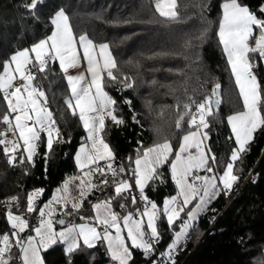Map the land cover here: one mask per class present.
Masks as SVG:
<instances>
[{
	"label": "snow or ice",
	"instance_id": "6c2138e0",
	"mask_svg": "<svg viewBox=\"0 0 264 264\" xmlns=\"http://www.w3.org/2000/svg\"><path fill=\"white\" fill-rule=\"evenodd\" d=\"M44 3L45 0H28L25 5L37 22L40 16L36 13ZM155 8L161 17L176 20L179 16L177 0H156ZM221 9L219 43L223 46L242 103L240 110L227 116L232 133L229 138L234 137L237 147L232 150L222 175L198 174L200 171L214 173L212 165L217 163L206 141L210 139L212 125L209 118L217 115L215 109L222 102L220 83H215L202 100L189 97V103L182 105L183 110L175 121V127L182 129L186 124L188 130L177 144L174 145L167 137L149 146L140 143L135 157L126 158L129 162L126 168L124 163L114 166L115 151L106 140V119L116 126L125 123L123 117L117 115V100L105 90L108 81L119 79L114 74V70H118L117 61L108 43H95L87 34L77 37L69 16L64 8H59L50 17L53 26L50 35L30 47L17 48L0 59V99L5 106L0 114V123L7 126L0 131V150L9 165L28 163L34 166L42 133L46 134V158L53 151L54 144L62 142L60 127L49 106L48 93L38 79L39 74H45L47 79L53 62H59L67 82L68 94L64 96V104L73 116L78 117L87 132L86 140L75 156L80 175L65 179L42 207L37 208V200L45 190L40 188L28 193L27 213L38 211L35 226L29 224L25 215L13 213V204L19 211V197L12 196L3 202L11 232L0 233V264H13L16 260L20 264H45L42 252L57 244L66 245L65 254L71 256L83 248L92 249L97 243H102L113 264H130L133 248L141 249L145 255L153 253L154 242L160 239L157 227L160 208L149 199L145 189L150 181L161 176L159 169L165 165L177 189L175 195L163 201L162 211L169 226L181 218V212H185L193 201L197 202L185 212L187 219L181 221L180 230L175 232L174 240L161 255L171 258L181 239L194 227L198 214L220 191H224L225 195L231 192L239 180L234 174L236 162L250 150L255 134L264 130V87L255 72L259 63H264V0H261L258 11L243 0H223ZM206 32L197 39L202 40ZM82 59L87 61L86 71L90 79L83 72L76 75L69 73V69L81 66ZM128 79L125 76L120 82ZM124 87L131 88L132 84L125 83ZM124 103L131 105L130 100ZM177 107L181 106L178 104ZM133 120L139 123L135 115ZM101 161L104 163L101 164ZM125 175L128 178H124ZM97 177L100 179L97 180ZM101 186L111 187L114 195L92 204L94 217H79L88 221L94 219L99 229L92 223H68L65 219L53 221L54 205L67 209L70 204V210L64 215L72 216L80 211L88 195L101 189ZM133 188L138 190L140 200L145 204L143 211L137 209L140 218H136V213L132 211L121 215L113 208V202L118 199L130 198L133 205L137 204L136 196L125 195ZM74 190L79 194L78 200L72 194ZM119 207L126 209L127 205L119 203ZM55 224L67 226L57 231ZM29 229L35 235H20ZM125 230L126 237L123 234ZM14 248L19 250V256L13 255Z\"/></svg>",
	"mask_w": 264,
	"mask_h": 264
},
{
	"label": "trees",
	"instance_id": "16d2710c",
	"mask_svg": "<svg viewBox=\"0 0 264 264\" xmlns=\"http://www.w3.org/2000/svg\"><path fill=\"white\" fill-rule=\"evenodd\" d=\"M243 2L258 11L261 0ZM27 3L28 0H0V59L50 35L53 27L50 17L59 8H64L69 16L77 37L87 34L95 43L110 45L118 65L114 74L119 79L108 81L105 90L117 100V115L125 121L116 126L106 119V140L116 155L114 166L122 163V157L134 158L140 143L149 146L167 137L177 144L188 130L186 124L182 129L175 127L182 105L189 103V97L204 98L215 83H220L222 102L217 115L209 118L212 125L207 141L217 163L212 165L214 173L200 171L198 174L222 175L236 146L234 137L229 138L232 133L227 116L242 107L238 87L219 43L218 21L223 0H177L179 16L176 20L161 17L155 8L156 0H45L36 13L40 16L37 22L25 7ZM205 30L206 36L197 39ZM255 72L264 87V64L259 63ZM44 75L39 74L38 79L48 93L49 106L60 127L63 144H54L46 158L42 133L34 166L28 163L11 166L0 150V233L11 230L5 219L3 202L11 196L19 197V211L14 204L12 206L13 213L19 214L27 208L29 191L43 188L41 200H44L66 179L64 172L73 171V154L85 141L82 123L64 104L67 82L57 61L51 64L47 79ZM125 76L129 79L121 83ZM125 83H131L132 87H124ZM125 100H130L131 105L125 104ZM4 107L0 99V114ZM134 115L139 123L133 120ZM2 127L0 123V130ZM159 172L161 176L149 182L145 193L160 208L157 220L160 239L156 247L166 250L186 218V209L170 227L161 207L164 199L175 195L177 189L167 165ZM249 172L253 177L244 181L210 228H207V218L212 207H221V194L194 221V227L189 229L191 239L185 249L176 253L178 264H264V130L255 134L250 150L235 164L234 174L239 180ZM108 178L111 180L110 174ZM113 195L111 187L101 186L88 195L78 213L63 216L71 223L88 221L79 217H94L92 204ZM121 201L113 202L114 211L121 215L132 211L133 206L121 209ZM13 255H17V248ZM42 256L45 264H69V261L71 264H105L109 258L102 243L92 249L83 248L71 256L65 254L62 244H57L42 252ZM144 259L141 249H132L130 264H141ZM13 264H17V260Z\"/></svg>",
	"mask_w": 264,
	"mask_h": 264
},
{
	"label": "built area",
	"instance_id": "2783aa9c",
	"mask_svg": "<svg viewBox=\"0 0 264 264\" xmlns=\"http://www.w3.org/2000/svg\"><path fill=\"white\" fill-rule=\"evenodd\" d=\"M40 82V81H39ZM41 84V83H40ZM203 97L199 98L197 101L202 100ZM195 109L193 108V111ZM7 126L3 124V127L0 131H3ZM9 135H11V133H9ZM71 134H68V137H70ZM61 141L60 143H58L59 145L63 144V138L61 136ZM128 156L122 157V163H124L125 167L127 168L129 166V162L126 159ZM74 171V170H73ZM73 171H65L64 175L67 177L69 175H71L73 173ZM248 177H253V174L251 172H249L247 174V176L243 179V180H238L232 187V190L229 194L225 195L224 191H220V194L222 196V200H221V207L220 208H215L212 207L211 208V212L208 215V227L210 228L212 226V224L215 222L216 217L220 214V212L222 211V209L230 202V200L234 197V195L237 193V191L240 189L241 185L244 183V181L248 178ZM125 178H128L127 175H125ZM132 182V181H130ZM220 187L222 188V185H220ZM126 196H136L138 203L133 205L131 202V199H127V200H122L121 203H124L128 206H133L132 212L136 213V218H139V213H137V209H139L140 211H143L145 204L142 200H140L139 197V193L138 190H136L135 188H133V191L131 193H125ZM12 197V196H11ZM9 197V198H11ZM8 198V200H9ZM57 209L61 208V205H54ZM18 215H25V217L28 219L29 224L35 226L38 222V213L37 212H33V213H27V211H22L20 212ZM31 230H26V232L22 235H28L30 234ZM192 235L191 232L188 231L187 235L185 237H183V239H181L180 243L177 246V249L173 252L172 257L169 258L165 255H161L162 253H165L166 250H159L157 249L156 245L158 242H154L155 245V251L153 253H150L148 255L145 256V259L141 262V264H178L176 262V253L179 250L185 249L187 242L191 239ZM105 264H113V262L110 260V258H108L107 262Z\"/></svg>",
	"mask_w": 264,
	"mask_h": 264
},
{
	"label": "crops",
	"instance_id": "0c3cea01",
	"mask_svg": "<svg viewBox=\"0 0 264 264\" xmlns=\"http://www.w3.org/2000/svg\"><path fill=\"white\" fill-rule=\"evenodd\" d=\"M77 47H79V46H77ZM80 51H81V53H82V49H80ZM57 64H58V66H59V62L57 61ZM264 64V63H263ZM60 68V67H59ZM86 69H87V61L86 60H81V66L80 67H73V68H71V69H69V73L70 74H72V75H76V74H78V73H81V72H83L89 79H90V74H88L87 73V71H86ZM235 79V78H234ZM229 126V128H230V125H228ZM85 130V129H84ZM230 131H231V128H230ZM45 135V146H46V134H44ZM86 137H87V132L85 131V140H86ZM85 142V141H84ZM84 142H82V143H84ZM82 143H80L78 146H77V148H76V150H75V152H74V154H73V173L71 174V175H69V176H67L66 177V179L68 178V177H70V176H75V175H80V170L77 168V165H76V163H75V156H76V153L78 152V150H79V147L81 146V144ZM206 143H207V141H206ZM236 144V143H235ZM237 146V145H236ZM235 146V147H236ZM104 162L103 161H101V164H103ZM134 166V165H133ZM65 181V180H64ZM63 181V182H64ZM62 182V183H63ZM62 183L60 184V186L62 185ZM76 183H79V181H77ZM60 186H58V187H60ZM58 187H56V188H54L52 191H51V193H50V195H48L44 200H41V198H42V196L37 200V208H39V207H42L43 206V204L44 203H47V201L48 200H50L51 198H52V196H53V194L55 193V191H56V189L58 188ZM36 189H40V188H36ZM33 190H35V189H33ZM33 190H31V191H29V193L30 192H32ZM73 196L76 198V200H78L79 199V194H78V192L77 191H73ZM220 194V193H219ZM219 195H217L214 199H212L211 201H210V203H212V201H214L217 197H218ZM197 201H193V203L191 204V205H189L188 206V208H191V207H193L194 205H195V203H196ZM210 203L208 204V205H210ZM207 205V206H208ZM69 206H70V204H69ZM55 207V206H54ZM56 208V207H55ZM161 208H163V205H162V207ZM188 208H186V211L188 210ZM63 209H65L64 207H62L61 206V208L60 209H57L56 208V212H55V214L53 215L54 217H56V220L55 221H57V220H59L60 218H65L64 216H63V214L61 213V211L63 210ZM206 209V208H205ZM204 209V210H205ZM203 210V211H204ZM26 211V210H25ZM202 211V212H203ZM202 212H200L199 214H198V216L202 213ZM37 213H38V211H37ZM14 214H16V213H14ZM165 218H166V221H167V217L165 216ZM198 218V217H197ZM144 220H145V222H146V217H144L143 218ZM185 219H187V217L185 218ZM65 220H66V218H65ZM81 223H92V224H94L98 229H99V225L98 224H96V222H95V220L94 221H81V222H76L75 224H81ZM57 226H61V225H58V224H55V227H57ZM57 231H58V229H56ZM179 230H180V228H179ZM178 230V231H179ZM11 232V230L9 231V233ZM113 232H114V230H113ZM5 233V232H4ZM24 233H21L20 235L22 236ZM30 234L31 235H34V232H30ZM124 235H125V237H126V230H125V232L123 233ZM174 237H175V235L173 236V240H174ZM183 239V238H182ZM127 243L130 245L131 244V242L130 241H127ZM63 245V247H64V250H65V248H66V245H64V244H62ZM104 247H105V251H106V255L110 258V256H109V254H108V252H107V249H106V246L104 245ZM14 250H15V248H14ZM13 250V251H14ZM16 256H19V250L17 249V255ZM17 264H20V262L17 260Z\"/></svg>",
	"mask_w": 264,
	"mask_h": 264
},
{
	"label": "rangeland",
	"instance_id": "374dc122",
	"mask_svg": "<svg viewBox=\"0 0 264 264\" xmlns=\"http://www.w3.org/2000/svg\"><path fill=\"white\" fill-rule=\"evenodd\" d=\"M237 147V146H236ZM235 147V148H236ZM171 197V196H170ZM168 198V197H167ZM66 212V209H63L62 211H61V213L64 215V213ZM140 218V217H139ZM52 219H53V221L55 222V220H56V217H52ZM68 223H71V222H69V221H67ZM67 226V224L66 225H61V226H57L56 227V229H58V231H60V230H62V228H64V227H66ZM34 235H35V233H34Z\"/></svg>",
	"mask_w": 264,
	"mask_h": 264
},
{
	"label": "water",
	"instance_id": "95a60500",
	"mask_svg": "<svg viewBox=\"0 0 264 264\" xmlns=\"http://www.w3.org/2000/svg\"><path fill=\"white\" fill-rule=\"evenodd\" d=\"M220 92H221V89H220ZM222 99V98H221ZM218 109H215V111H217ZM60 219H65V218H60ZM58 225H60V224H58ZM144 256H146L145 254H144Z\"/></svg>",
	"mask_w": 264,
	"mask_h": 264
}]
</instances>
